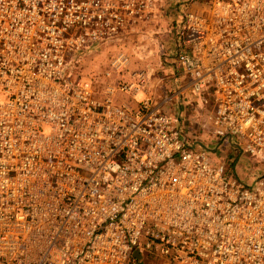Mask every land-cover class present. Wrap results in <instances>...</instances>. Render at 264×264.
Segmentation results:
<instances>
[{
	"label": "built area",
	"instance_id": "2783aa9c",
	"mask_svg": "<svg viewBox=\"0 0 264 264\" xmlns=\"http://www.w3.org/2000/svg\"><path fill=\"white\" fill-rule=\"evenodd\" d=\"M203 1L170 54L198 147L169 97L118 102L147 83L126 53L101 94L71 69L152 0H0V264H264V0Z\"/></svg>",
	"mask_w": 264,
	"mask_h": 264
},
{
	"label": "rangeland",
	"instance_id": "374dc122",
	"mask_svg": "<svg viewBox=\"0 0 264 264\" xmlns=\"http://www.w3.org/2000/svg\"><path fill=\"white\" fill-rule=\"evenodd\" d=\"M202 2L204 1L199 0V2L197 3L193 0L188 5L185 4L184 7L183 4H181L180 9L183 8V12L192 8H199L202 6ZM162 42V39L144 36L134 37L133 39H104L91 45L87 52L76 54L72 58L74 65L71 66V69L75 76H87L93 79L94 85L100 93L102 92V88L105 84L103 73L108 68L110 58L116 52L117 49L125 48V50L129 52V55H131L130 57L132 58V63L133 65H135L133 66L134 68L137 69L138 67V69H147L152 81L154 82L152 83L155 94L154 98L157 102H162L161 100L164 97L168 98L172 96L171 94L175 93V90L172 88V85H174L175 76L174 65L170 63H165L166 61H164L165 57L163 56V54L165 53L166 48L162 46ZM167 59V62H172L171 57H167ZM186 96L188 97L189 95L186 94L185 97ZM143 97L144 95L140 93L135 99L131 97H128V99H130L132 105L135 106L139 100L143 99ZM191 99L192 98L189 97V100ZM191 102H186V99L184 101L181 100L180 102H178L173 97L166 103H163L162 108L165 111H168L173 114V116H175L176 118L181 115L180 123H185L187 128H200L203 131H201L203 137L204 130L207 131L209 129L208 113H202L201 115H197V110L196 108H194L195 104L193 105V102ZM180 106H182L183 111H181ZM198 119L202 121V124L204 126L202 125V127L198 128L195 126V124H193ZM209 157L213 161V163L218 162L214 159V155L209 154ZM243 167L244 165H232L230 168H232L233 172L237 171L238 173H240V175L245 176L246 172L243 170Z\"/></svg>",
	"mask_w": 264,
	"mask_h": 264
},
{
	"label": "crops",
	"instance_id": "0c3cea01",
	"mask_svg": "<svg viewBox=\"0 0 264 264\" xmlns=\"http://www.w3.org/2000/svg\"><path fill=\"white\" fill-rule=\"evenodd\" d=\"M185 1L186 0H152V4L147 9L144 17L136 18V19L132 20L117 35H115L114 37H111V38H106V39H112V40L113 39H121V38L133 39L134 37H142V36L162 39V41H163L162 46L166 48V51L163 54V56L165 57L164 61H166L165 62L166 64L170 63V64L174 65L173 58L171 57L172 62H167V60H168L167 57L171 56L170 54L174 51L176 42H180V39L177 38V36H178L177 32L179 29V20L181 18L182 9H183V8L180 9V5L183 4V7H184L186 4ZM118 52H124L128 55V57L130 59L129 67L131 70H144L145 71L147 83L144 86L143 91L140 93H142L144 95V97H146L148 95V96H152L154 98L155 94H154L153 84H152L154 82L152 81L151 76H150L149 72L147 71V69H145V68H139L138 69V67H137V69L134 68L133 66H135V65H133V63H132L133 61H132V58L130 57L131 55H129V52H127L125 50V48L117 49L116 52L112 56H114ZM107 69H110L109 64H108ZM167 72H168V70H167ZM114 76H115V74H114ZM183 87L184 86L182 85L181 81L177 80L174 77V85H172V88L175 90V93L171 94L172 96H170L169 98L172 99L174 97L176 99V101H178V102H180L181 100L184 101L185 99H186V102H191V100H192L193 103L192 102L191 103L193 105L195 104L194 108H196V110H197V115H201L202 113L203 114H205V113L209 114L211 107L202 106L199 102L195 101L197 99V96L194 93H192V91L187 87L183 90ZM180 90L183 91L182 94L179 93ZM186 94L189 96L185 97ZM116 96L118 97V102L130 103L132 105L130 99H128V97H131V96L127 95V97H126V94H124L122 92H118ZM136 97H131V98L135 99ZM189 97H191L192 99L189 100ZM163 99L161 101H163ZM125 100H127V101H125ZM154 101L157 102L155 100V98H154ZM158 103H161V102H158ZM180 108H181V111H183L182 106H180ZM179 117H177V118H179ZM180 120H181V118H180ZM198 120H197L198 122L195 121L193 124H195V126L199 128V127H202L203 124H202V121H200V119H198ZM208 124H209L208 130L212 129V124L210 121L208 122ZM181 128H182V132L184 133V135L187 136V138L192 142V144L195 143L198 147H201L202 145L210 146V145H213V143H214V141H212L211 144H206V145L204 144L203 137L201 134L202 130L200 128L199 129H195L194 127L187 128L185 123L183 124V122L181 123ZM213 140H214V138H213ZM220 152H221L220 150H216V151L212 150L211 151V154L214 155L215 160H217L220 157V155H221ZM229 154H230V152H229ZM231 154H230V159H232ZM232 165L236 166L234 164H232ZM240 165H238V166H240ZM230 167H231V162L228 164V168H229V170L230 169L232 170V168H230Z\"/></svg>",
	"mask_w": 264,
	"mask_h": 264
},
{
	"label": "water",
	"instance_id": "95a60500",
	"mask_svg": "<svg viewBox=\"0 0 264 264\" xmlns=\"http://www.w3.org/2000/svg\"><path fill=\"white\" fill-rule=\"evenodd\" d=\"M134 255H135V257H137V259L141 258V254L139 253L138 250L135 251Z\"/></svg>",
	"mask_w": 264,
	"mask_h": 264
}]
</instances>
